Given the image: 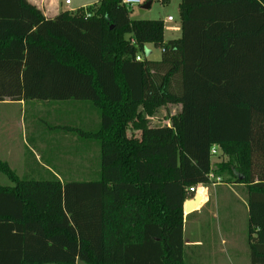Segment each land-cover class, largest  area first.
I'll return each mask as SVG.
<instances>
[{"label":"trees","instance_id":"obj_1","mask_svg":"<svg viewBox=\"0 0 264 264\" xmlns=\"http://www.w3.org/2000/svg\"><path fill=\"white\" fill-rule=\"evenodd\" d=\"M94 5L47 19L0 0V102L80 101L99 117L91 131L59 127L98 144L90 177L86 157L62 182L19 179L0 161L13 184L0 186V244H15V264H196L184 202L227 173L246 190L250 264H264V0H182L181 37L166 42L162 20H131L120 0ZM145 44L159 61L135 60ZM167 104L181 108L172 126L150 127ZM214 145L228 157L216 169Z\"/></svg>","mask_w":264,"mask_h":264},{"label":"rangeland","instance_id":"obj_2","mask_svg":"<svg viewBox=\"0 0 264 264\" xmlns=\"http://www.w3.org/2000/svg\"><path fill=\"white\" fill-rule=\"evenodd\" d=\"M59 1V0H58ZM62 2L63 8H68L69 13H73L76 9H85L89 6L98 4L100 0H70L71 5L66 6L64 1ZM178 3L179 0H151L150 8L143 9L140 6H135L127 10V14L131 20H163L168 15L175 18V24H180L178 14ZM66 6V7H65ZM179 33L167 30L164 28V39H170L177 36ZM128 38V35L125 36ZM161 48H155L152 44H145L143 51H138L143 59L150 61H159L161 57ZM81 103L80 101H69L60 102L65 104L67 107V113L75 115L69 117L67 120L62 121L63 112L56 111L49 115L46 113L37 112L45 106L42 102H28L25 106L21 105H6L0 103V161L5 162L3 159L8 157L9 145L7 144L8 139L13 142V146L19 149L18 155L20 160L15 159L16 153L11 152L9 155L11 162L14 164L13 167L19 174L16 163L23 167L26 164L28 169L35 167L33 175L30 178L35 179H46L50 178L51 173L39 166L54 167L55 170L65 172L66 167L74 165L77 168H81V162L79 159L85 156L98 157L99 153H86V149L80 148L74 145L72 138L75 135L73 133L65 134L59 128H55L59 122V126H77L79 122L76 121V117L79 119L83 116L82 109H78L79 112L75 113L71 110L73 104ZM79 106V105H78ZM61 107H58L59 109ZM181 108L179 105L167 104L157 108L153 114L147 116V124L150 127L160 126H172V121L177 118L180 114ZM24 119V122H20V119ZM24 124L23 132L24 138L21 136L22 132L19 129V125ZM78 127V126H77ZM128 136L139 139L140 131H132L131 125H128ZM6 133V135H5ZM31 135H37L40 140L48 141L51 153L42 152L38 148V144H34L31 140ZM63 135L66 137L64 138ZM16 139V142H14ZM23 140V142H22ZM26 141L28 147L37 149L38 152L32 153L26 151L23 143ZM83 144V141H79ZM7 144V145H6ZM45 148V147H42ZM219 154L211 156V164L216 165L220 162H227L228 157L223 153V150L219 148ZM15 159V160H14ZM99 160V159H98ZM20 161V162H18ZM217 177V176H215ZM221 179L219 186L209 189V202L203 207V199L200 198L197 202L192 201L188 213L193 211L195 208H200L198 212L191 214L185 222V234L186 239H197L201 241L203 245V258L201 263L211 264V255L215 253L227 261L229 256L230 244L236 246H242L246 242V227H247V207L246 200H244V189L241 187H233L227 182L229 175L227 173L218 177ZM223 179V180H222ZM67 179L62 177V181ZM225 181V182H224ZM12 185L11 182L0 172V186ZM194 197V196H193ZM187 200H192L194 198ZM224 241V242H223Z\"/></svg>","mask_w":264,"mask_h":264},{"label":"crops","instance_id":"obj_3","mask_svg":"<svg viewBox=\"0 0 264 264\" xmlns=\"http://www.w3.org/2000/svg\"><path fill=\"white\" fill-rule=\"evenodd\" d=\"M27 1L30 4L34 5L37 9H39L41 11V13L43 14V16L47 19H53L62 12L70 11L68 8H65V9L63 8L62 2L60 0L59 1L58 0H27ZM181 3H182V0H179L178 9H177L178 10L177 12L179 14L180 24H175L176 21H175L174 17H173V21L168 22L167 17H169L170 15H168L166 17V19L162 20L163 24H164V28H166L167 30L173 31L175 33H179L177 36H174L170 39H164V42H166L168 40H172V39H178L181 37V10H180ZM71 4H72V2H71ZM140 7L143 8L142 6H140ZM76 10H78V9H76ZM72 12H75V11L72 10ZM164 38H165V36H164ZM0 103H4L6 105H21L23 107L25 106V103L22 101H19V102L4 101V102H0ZM58 107H61V108L57 109ZM67 107L68 106H65V104L57 102V103H53V104H45V106L42 107V109L40 111H37V112H42V114L46 113V115H49L52 112L62 111L63 112L62 121H65L69 117L75 116V115H71V114L67 113L68 112L66 110ZM80 107H82V112L84 114L80 119H79V117H76L75 122H79L81 120L86 131H91V129L93 127L97 126V124L99 123L98 114H97L96 110L90 104H84V103H78V102H77V104H73L71 106V110L73 112L77 113V112H79L78 109ZM67 116H69V117H67ZM21 121L24 122V119H22V117L20 119V122ZM59 127L65 128L66 126H64V125L59 126V122H58L57 126L55 128H59ZM72 127H74V126H72ZM23 128H24V124L22 125V123H21L19 125V129L22 132L21 136H23V138H24ZM65 134H68V133H65ZM5 135H6V133H5ZM73 135H75L74 138H72L74 145L79 146L80 148L86 149V153H90V150H92L93 153L99 152V146H98V144H96V142L91 141V140H87V141L85 140V142H82L83 144H81V142H79L81 139L75 133H73ZM63 137L65 138L66 136L63 135ZM31 140H33L32 142H34V144H38V148L42 152L46 151L48 153H51V149L49 148V142L48 141L40 140V138H38L37 135H34V136L31 135ZM14 142H16V139H14ZM22 142H23V140H22ZM24 142L25 143H23V145L25 144L24 147H25L26 151H29L32 153L38 152L37 149H35L36 147L35 148L34 147L33 148L28 147L26 141H24ZM7 144L9 145V150L7 153L8 157H5V159H3V160L9 165L11 170L16 174V176L19 179H25V180L26 179L27 180L32 179L30 177H32L31 175L35 174L34 170H33L35 167H33L32 169H28L26 164H24L23 167H20L16 163V166L18 167L17 170H19V174H18L13 167L14 164L11 162L9 155L11 154V152L16 153L15 159L20 160V156L18 155L19 149L16 148V146L11 145V144H13V142L9 139H8ZM42 147H45V148H42ZM85 157H86V162L84 164L85 165V171L83 173L84 174L83 176L84 177H87V176L90 177L91 173L89 174V172L86 169H88V170L93 169V166L95 165V163H97V161L94 160L93 163H90L89 161H92L91 156H85ZM88 157H90V158H88ZM18 162H20V161H18ZM39 167L40 168L42 167L45 170H47L48 173H51L60 182H62L63 176L66 177V179L70 180V181H71V179H72V181H76V179H78L77 177L81 176V175H79V173L76 172L77 168H75V166L73 169L71 168L73 166L68 167V169L65 172L63 170L61 172H59V171L55 170L54 167H49V166H44V165L39 166ZM33 179H35V178H33ZM35 180H39V179H35ZM231 185L233 187H241L242 189L244 188L243 185H239V184H231ZM12 186H13V184L11 186L7 185V186H3V187H12ZM216 186H219V184H217L213 187H216ZM213 187L209 186V185H207L204 188L197 187V192H196L195 196H199L204 200L201 207H203L205 204H208V202H209L208 192H209V189L213 188ZM244 196H245L244 200H246V190L245 189H244ZM246 207H247V203H246ZM200 208H197L196 210L194 209L190 213H184V211H183L184 252H185L186 258L189 260V262L196 263V264H204V263H201L202 262L201 259L203 258V254H205V252L203 251V245L201 244V241H199L197 239H186L184 237V234L186 231L184 228V225H186V223H187V222H185L186 219L191 214H193L194 212H198L200 210ZM247 213H248V209H247ZM247 221H248V217H247ZM246 231H247V227H246ZM17 257H18L17 248H16L15 244L10 242V240H8V242L5 244H0V264H15L17 262L16 261ZM211 262H212L211 264H250L247 242L242 244V246H240V247L231 243L230 247H229V256H228L226 262H224L223 259L220 258L218 253H217V255L215 253H213L211 255Z\"/></svg>","mask_w":264,"mask_h":264},{"label":"built area","instance_id":"obj_4","mask_svg":"<svg viewBox=\"0 0 264 264\" xmlns=\"http://www.w3.org/2000/svg\"><path fill=\"white\" fill-rule=\"evenodd\" d=\"M148 2H151V0H120L121 5L124 6L125 8H127V9L132 8V7H135V6H143L144 4H146ZM64 3H65L66 6L71 5V1L70 0H65ZM167 21L168 22L173 21V17L172 16L167 17ZM135 60L138 61V62H141L144 59L140 55H136ZM219 150H220L219 147L216 146V145H214V146L211 147L210 154L212 156H216V155L219 154ZM220 181H221L220 178L215 177L214 174L212 172H210L208 174V182L206 184H198L197 186L190 187L189 188V192L190 193H193L194 194L193 195L194 196L193 198H195V194L197 192V187L204 188L207 185L213 187V186H215L217 184H220ZM196 209L197 208H195V210Z\"/></svg>","mask_w":264,"mask_h":264},{"label":"water","instance_id":"obj_5","mask_svg":"<svg viewBox=\"0 0 264 264\" xmlns=\"http://www.w3.org/2000/svg\"><path fill=\"white\" fill-rule=\"evenodd\" d=\"M150 2H148V3H146V4H144L142 7L144 8V9H148L149 7H150ZM200 199V197L199 196H195V198L193 199V200H186L185 202H184V206H183V211H184V213H188V210H189V208H190V203L192 202V201H195V202H197L198 200Z\"/></svg>","mask_w":264,"mask_h":264}]
</instances>
